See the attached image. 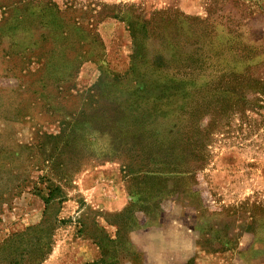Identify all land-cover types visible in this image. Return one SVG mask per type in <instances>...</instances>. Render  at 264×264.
Listing matches in <instances>:
<instances>
[{"label":"rangeland","instance_id":"374dc122","mask_svg":"<svg viewBox=\"0 0 264 264\" xmlns=\"http://www.w3.org/2000/svg\"><path fill=\"white\" fill-rule=\"evenodd\" d=\"M252 66L264 0H0V264H64L102 218L117 264H264V95L189 149Z\"/></svg>","mask_w":264,"mask_h":264},{"label":"trees","instance_id":"16d2710c","mask_svg":"<svg viewBox=\"0 0 264 264\" xmlns=\"http://www.w3.org/2000/svg\"><path fill=\"white\" fill-rule=\"evenodd\" d=\"M257 70H258V68H256L255 66L254 67L252 66V67L247 68L246 72L243 75H239V76L238 75H230V76L219 78V80L217 82L218 88L222 89L225 93L229 94L230 97L226 101L222 102V104H220V105H218L212 109L213 110L212 115H214V117L212 118V120H209V122L207 123L208 127H205L206 128V129H204L205 131L204 132L196 131V138L191 140L194 142H191L189 145V149L191 151H194V147H195L196 153H198L199 155H202V151H200V149L204 147V143L207 140L209 133L211 132V130L214 129L212 127H213L215 121L220 116L225 115L229 111L231 113H236V114L242 116L246 111H249V110L251 111V110L256 108V105H258L257 104L258 99H255V98L250 99L249 97L250 96L254 97L255 95H258V96L264 95V82L262 80H260V78L255 77L256 75L253 74V72L255 73V72H257ZM230 100H232V102ZM186 139H187L186 141L189 142L188 139H191V138L186 137ZM196 143L199 145V147L196 146ZM199 155H196V157L194 159L196 161V163H198L200 160ZM201 166H202V164H199V168ZM196 169L197 168H195V166H193V167H191V169L186 171L187 173L186 172L180 173L181 175H179V177H183L185 174H187L191 178H194V174H195ZM164 182H167V180H164ZM59 194H60V191L58 188H56V187L52 188L51 186H49L47 188L46 197L42 198V201L44 202V205H45V210H47V207L50 203V200L54 196H57ZM59 197L61 199H63L64 196L60 194ZM140 211L143 212L145 210L142 209ZM124 214H125V210L116 214L114 217H121ZM105 221L107 222V220H105ZM55 223L59 224L61 222H60V220H57ZM120 227L117 225V228H118V230H116L117 238L119 237V232H121V230H122ZM246 227H250V224H247ZM96 229L98 230V233H99L98 236H95V237L89 236L88 238L91 239L92 241H94V243H96L98 246H100L102 251H103L104 247L101 244V241H108L109 242V240L107 239L106 235L103 233V229L100 228L97 224H96ZM52 230H55V227ZM229 243L232 244L230 241H229ZM46 244H47V246H46V250L44 251V253L37 256L35 258V260L33 262H31V264H41L42 262L45 261V259L47 258V256L51 252L50 240H49V243L47 242ZM218 245H220V244H218ZM221 248L224 249L222 244H221ZM207 251L210 254L218 252V250L213 249V248H208L207 250H205V252H207ZM185 264H193V260H190Z\"/></svg>","mask_w":264,"mask_h":264},{"label":"crops","instance_id":"0c3cea01","mask_svg":"<svg viewBox=\"0 0 264 264\" xmlns=\"http://www.w3.org/2000/svg\"><path fill=\"white\" fill-rule=\"evenodd\" d=\"M106 201L107 200H105V203ZM108 204L109 207L105 209L109 211H120L121 208L124 206V204L120 200L113 199L109 200ZM97 225L103 229V233L106 235L107 239L109 240V243H114L117 238V232L116 230H113L114 227L109 225L103 218L101 224L97 222ZM111 228L113 232H108V230ZM149 234L150 233H146L148 237H150ZM128 237L129 241H133V233H129ZM148 237L147 239H149ZM69 247H71L72 252L66 256L67 258L65 261L63 260L64 264H117L113 260H107L105 248L102 251L101 247L94 243V241H92L88 237L85 238V240H82L80 242L78 241V243L70 245ZM144 250L148 252L150 248L143 249L142 251ZM181 250L185 251V247L181 248ZM125 263L127 264V261L119 264Z\"/></svg>","mask_w":264,"mask_h":264}]
</instances>
